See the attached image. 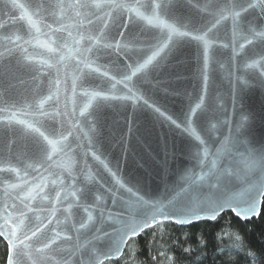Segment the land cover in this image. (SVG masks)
<instances>
[{
  "label": "water",
  "instance_id": "water-1",
  "mask_svg": "<svg viewBox=\"0 0 264 264\" xmlns=\"http://www.w3.org/2000/svg\"><path fill=\"white\" fill-rule=\"evenodd\" d=\"M104 2L79 0L90 5ZM135 2L123 0L127 5ZM157 2L166 13L161 18L177 27L187 25L180 29L185 31L210 26L216 5L227 0ZM15 3L24 7L0 0V52L5 53L0 59V107L7 109L0 113V168L16 169L0 171V213L5 206L13 216L23 210L29 218L26 223L41 227L36 237L25 241L32 247L24 250L20 264H32L33 260L36 264H86L89 260L94 264L93 249L102 256L109 248L103 232L119 240L113 229H120L121 219H128L119 199L131 198L127 188L147 201L164 205L224 199L235 203L250 184L264 178L259 166L252 171L246 167V161L264 156V41L257 38L250 45L240 34L234 36L230 17L209 34L212 42L207 60L202 43L191 37L179 38L129 83L149 103L175 119L180 125L177 128L143 100L90 95H128L123 84L109 91L114 82L109 78L120 79L121 74H130L127 65L142 63L148 48L145 41L158 37L159 28L147 25L127 9L81 8L78 0ZM206 4L208 11H201ZM25 13L36 22L35 27L28 24L26 16L21 19ZM249 24L257 32L264 31V14L259 7L243 14L239 21L238 32L251 38ZM9 36L11 40L6 39ZM16 36L22 39L16 40ZM89 37H100V41ZM117 41L119 49L103 47ZM240 44H244L243 49ZM253 61L257 66L249 67ZM85 62H91V67H85ZM97 67L100 72L94 71ZM105 70L107 77L102 75ZM197 104L200 108L192 112ZM13 112L17 120L29 121L49 139L59 141L56 151L38 132L15 121L11 125L14 133L3 127ZM189 118L194 133L188 130ZM224 169L234 175L224 176ZM218 181L219 186L212 187ZM13 184L17 187L12 188ZM257 195L259 214H249V218H241L229 208L214 219L209 213H200L199 219L179 216L184 223L157 216L155 224L137 228V235L129 233L119 245V253L113 246L103 264L120 260L131 240L163 223L189 227L214 222L224 213L241 221L258 218L264 193H254ZM137 219L142 222V218ZM81 223L86 227L80 228ZM56 233L60 235L51 248L44 253L35 251ZM0 238L8 248V264L9 245L5 237Z\"/></svg>",
  "mask_w": 264,
  "mask_h": 264
},
{
  "label": "snow or ice",
  "instance_id": "snow-or-ice-1",
  "mask_svg": "<svg viewBox=\"0 0 264 264\" xmlns=\"http://www.w3.org/2000/svg\"><path fill=\"white\" fill-rule=\"evenodd\" d=\"M165 2H170V0H165ZM79 3V0H78ZM13 7H20L23 8L24 5H17L15 0H12ZM79 7L81 8H90L95 7L100 9L102 7H108L112 9H127L129 12H134L135 16L140 18L141 20L145 21L147 25L154 26L159 28L160 34L159 36H152L151 40L145 41L148 45L147 50L142 57L143 62L136 61L135 66L129 64L126 67L130 70V74L123 73L121 74L120 79H116L115 76L110 77V81H114L111 83V89L109 91L115 90L117 85L123 84L124 88L127 89L128 95L120 97V96H109L102 92H93L91 93L92 98L103 97V99H123V100H133V101H140L143 100V104L149 108H153L154 112L157 113L160 117L171 122V124L175 125L177 128L180 125L177 123L175 119L171 116H166L165 112L161 111L159 107H155L154 104L149 103L148 99H145L142 95H140L137 91L134 90L133 87L129 86V83L133 80V77H136L138 73H141L143 70L147 69L149 65L156 60L157 57L161 55L162 52H165V49H169L172 45L176 43L179 38H187L191 37L192 40L196 41L198 44L202 43L204 46V56L205 60H207V49L211 44V39L209 38V34L213 33L214 29H217L219 25H221L222 21H226L231 18L232 25H233V35L240 34L242 39L246 41L247 44H253V41L257 38L264 41V31L257 32L254 28L251 27L249 24V29L251 31V38L248 36H244L242 33L238 32L239 29V21L243 19V14L249 12V10H255L259 7L261 14H264V0H247L245 4L242 0H227L226 3H218L216 5V11L213 14V19L210 21V26L205 25L203 29H190L182 31L181 28H188L187 25H180L177 27L175 22H168L165 19L161 18V15H166L165 12L162 11L163 4L157 2V0H148L147 3H143L142 0H136L135 4L127 5L123 3V0H105L103 4L95 3L94 5H90L88 3H79ZM209 5L206 4L201 11H208ZM143 9V11H141ZM77 15H80L78 12ZM25 16L27 17V22L32 27L36 26V22L32 20L31 16H27V13L21 17L24 19ZM91 23V21H89ZM2 27V26H0ZM51 27V26H49ZM206 29V30H205ZM36 31H39V28H36ZM59 31V29H57ZM203 32V34H194ZM103 33L101 32V36ZM71 36V33H69ZM7 40H11L12 37H6ZM22 37L16 36V40H20ZM89 39H96L97 43L100 41V37H89ZM27 43V41H25ZM47 47V44H44ZM116 47L119 49L121 47L120 42L117 41L115 45L111 44H104V48L109 47ZM127 47V45H125ZM239 47L241 49L244 48V44H240ZM51 50V49H49ZM6 51L10 52L11 49H6ZM91 51V49H88ZM150 52L151 54L148 55L147 53ZM5 53L0 52V59H3ZM146 57V58H145ZM264 60V57H262ZM256 61H253L249 67H256ZM264 67V65H261ZM85 67H91V62H85ZM96 72H100V68L97 67L94 69ZM103 76H108V71L105 70L102 73ZM87 108V105L85 106ZM200 108V104H197L192 112H195L196 109ZM7 111V109L0 107V113ZM15 121L19 125H23L28 129H32L34 132H38L39 135L43 138V140L47 141L48 145H51L52 151H56V146L59 141L49 139L43 132H40L38 128H34L33 124L26 120H17L16 113L13 112L11 117L8 118L7 124L3 127L7 128L9 131L14 133V129L11 128L12 122ZM214 127V125H213ZM194 133V129H191V119L189 118V129ZM198 140L200 139L199 136L196 137ZM203 143V141H201ZM48 159H51L49 156ZM99 159V157H97ZM215 166V164L213 165ZM259 166L262 170H264V156H262L259 160H251L246 161V167L249 171H252L254 168ZM0 171H16L15 168H0ZM115 176V173L112 174ZM224 176L234 175L230 169H224L223 171ZM55 183V181H53ZM117 184L124 187L123 183L119 180L116 181ZM219 181L216 185H212V187H218ZM12 188H16L17 185H11ZM129 194H131V198L129 200H125L123 196H121L120 202L124 204V210L128 213V219L124 220L121 219L122 227L120 229H113L115 233L119 235V240L116 241L113 239L112 233L103 232L102 236L107 238L109 241V248L108 251L105 252L102 256L97 255L95 250L93 249L92 254L96 257L94 264H103V259L108 258L110 253L114 250L119 253L120 247L119 245L125 242V238L129 237V233L132 236L138 234L137 228L142 230L145 227H149L152 224L157 222V216H161L164 219H175L177 223H184L183 219H179V216H195L197 219L200 218V213H209L210 218H215V216L220 213L221 211L225 210V208L231 209L236 215L240 216L241 218H249V214H256L258 215L257 203L258 195L254 197L255 194L264 193V178L261 180L250 184L249 187L241 193L238 197L235 198V203L232 202L231 199H224V200H208L201 203H193L191 201L184 202V203H177V202H169L168 205L154 203L151 201L145 200L142 196L137 195L133 192L132 188L126 189ZM226 190V188H225ZM58 195V194H57ZM114 201L116 197H113ZM23 204V200L21 201ZM24 208L28 211H33L28 204H24ZM167 209V211H166ZM103 215V214H101ZM123 216V212L120 214ZM138 217L142 218V222L138 221ZM111 219H115L111 217ZM40 218L37 217V220ZM89 221H91L92 217H88ZM29 218L27 213L23 210L19 212L17 216H13L11 211H8L7 206H5L3 213H0V236L5 237L9 245V259L8 264H20V261L23 259L25 253V249H30L32 246L26 244L25 241L31 240L32 237H36L37 233L41 232V227L39 225L31 226L30 223H26ZM51 222V221H50ZM151 222V223H150ZM42 223V222H41ZM86 225L84 223L80 224V228H85ZM100 232L99 229H97ZM31 233L29 236L28 233ZM59 233H56L55 237H52L47 243H44L42 247H36L35 251L38 253H44L45 249L51 248L52 245L56 243V239L59 237ZM100 237H97L99 239ZM91 243V242H89ZM50 258V257H49ZM32 264H36V261L33 260ZM67 264V262H65ZM86 264H93L91 260L87 261Z\"/></svg>",
  "mask_w": 264,
  "mask_h": 264
},
{
  "label": "trees",
  "instance_id": "trees-1",
  "mask_svg": "<svg viewBox=\"0 0 264 264\" xmlns=\"http://www.w3.org/2000/svg\"><path fill=\"white\" fill-rule=\"evenodd\" d=\"M8 248L0 238V264ZM105 264H264V200L258 218L224 213L189 227L163 223L129 242L124 256Z\"/></svg>",
  "mask_w": 264,
  "mask_h": 264
}]
</instances>
